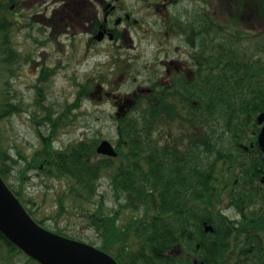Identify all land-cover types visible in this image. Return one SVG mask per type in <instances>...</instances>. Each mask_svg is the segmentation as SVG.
Masks as SVG:
<instances>
[{
	"label": "flooded vegetation",
	"instance_id": "flooded-vegetation-1",
	"mask_svg": "<svg viewBox=\"0 0 264 264\" xmlns=\"http://www.w3.org/2000/svg\"><path fill=\"white\" fill-rule=\"evenodd\" d=\"M125 2L2 0L0 119L19 118L34 131L31 154L49 147L46 152L51 157L54 151L85 140L93 142L96 151L103 138L84 133L70 143H61L71 120H76V111L86 114L83 104L95 99L110 106L106 116L113 121L111 142L116 152L111 158L118 164L122 158L118 153L119 122L143 113L148 121L143 166L149 182L156 175L165 181L170 167L180 169L177 180L183 176L184 181L191 182V193L182 196L190 199L187 205L192 218L184 228L191 230L195 241L193 252L187 253L193 264L202 260L264 264V154L257 141L263 123L256 122L242 139L226 123L245 116L236 114L235 105L247 87L257 86L259 101L264 85L260 47L263 3L153 0L144 2V7L137 1L138 8L132 2L131 8ZM181 3L184 8L178 12ZM150 16L151 26L165 29L166 44L173 39L179 42L175 48L164 47L162 41L157 44L161 53L158 65L141 61L139 45L146 33H132ZM220 40L225 41L223 49L215 48ZM105 42L111 50L109 72L87 77L84 70L83 81L79 76L72 79V101H51L48 88L56 76L65 78L70 57L79 55L85 62L99 53ZM253 42L256 48L251 50ZM14 82H19L21 92ZM20 143L11 141L2 146L6 152H22ZM41 168L42 164L34 172L38 178H43ZM238 181L249 182L245 192L237 191ZM221 185L224 187L219 188ZM149 192L154 193L151 187ZM149 208L153 211L151 204ZM212 232L215 235H210ZM222 239L225 256L215 258L209 243L222 244ZM0 264L22 261L0 260Z\"/></svg>",
	"mask_w": 264,
	"mask_h": 264
},
{
	"label": "trees",
	"instance_id": "trees-1",
	"mask_svg": "<svg viewBox=\"0 0 264 264\" xmlns=\"http://www.w3.org/2000/svg\"><path fill=\"white\" fill-rule=\"evenodd\" d=\"M3 9L0 2V17ZM3 29L0 20V41ZM220 41L215 42L217 45L215 48L225 47V41ZM202 42L206 46L205 38ZM262 47L264 48V39ZM261 71L264 74V64ZM252 81H257L254 75ZM261 82H264V78ZM257 92V86L247 87L245 96L239 98L235 105L236 114L241 113L245 116L226 122L229 124V130L236 131L235 136L240 139L245 134L249 135L254 125V116L264 110V85L260 89L259 101ZM1 111L0 107V113ZM119 123L118 153L122 158L118 164L115 163V158L99 157L94 149L95 144L89 140L73 144L63 151H54L51 157L47 154L50 151L49 147L33 154H24L20 151L14 154L6 152L0 143V175L28 214L44 226L27 206V197H24L26 184L30 180L28 173L32 169L39 171L42 164L40 172L43 178L63 181V187L59 189L56 198L57 215L52 218L58 219L64 213H69L66 203L70 202L71 208L76 209L85 227L94 229L97 242L92 241L91 244L98 243L96 246L113 256L119 264H193L187 253L193 252L195 241L191 230L184 228L190 225L192 218L190 205H187L190 199L182 196L184 192L191 193L190 179L186 182L182 176L177 180L180 169L170 167L167 168L165 181L156 175L154 180L149 182L143 166L146 146L144 138L148 121L141 113L139 117ZM15 166L18 169L13 175L14 182L9 183L8 176ZM104 175L109 179L108 184L114 199L110 206L105 195L99 192L100 180ZM248 185V181H238L237 191L245 192ZM150 187L154 193L149 192ZM223 187L221 185L219 188ZM150 204L153 211L149 208ZM52 231L70 237L60 229ZM210 235H215V232ZM1 239L9 250L21 252L0 233ZM209 246L214 250L215 258H224L226 246L223 239L222 244L212 245L210 242ZM202 261L203 263L198 264L227 262V260Z\"/></svg>",
	"mask_w": 264,
	"mask_h": 264
},
{
	"label": "rangeland",
	"instance_id": "rangeland-1",
	"mask_svg": "<svg viewBox=\"0 0 264 264\" xmlns=\"http://www.w3.org/2000/svg\"><path fill=\"white\" fill-rule=\"evenodd\" d=\"M137 1L142 4L144 7V2L147 3L148 1L153 0H126V4L132 8V2H136L137 8L140 6L138 5ZM259 1V0H255ZM263 3V11H264V0H260ZM183 3L178 5L177 9L178 12L182 10ZM145 9L142 10L140 16L142 17V13ZM24 12V11H23ZM153 20V16H150L146 23L142 24L141 29L132 30L133 34H140L143 33L145 35L144 40L142 41V45L140 42V49L143 51V55L141 56V61H146V65L148 64H156L158 65V61L161 57V53L159 54V48H157V44L162 41V45H165L166 42L163 40V34L165 29H159L158 26H151L150 23ZM264 27V24H263ZM147 29V31H146ZM264 35V34H263ZM21 39V38H18ZM264 36L260 39L261 40V57H262V65L264 64V48L262 47V41ZM175 41V43H174ZM221 42V41H219ZM106 43V42H105ZM179 42L176 39L171 40L166 44V48H175L178 47ZM106 44H101L100 52L95 54L93 58L88 59L85 62L80 60V56L78 55L77 58L70 57L68 68L65 70L63 75L65 78L62 77V74L58 75L54 79L53 85L48 88L49 98L51 101L59 100L61 104H64L65 101L73 100V96L75 93V88L72 87V79L75 80L74 77L79 76V81H83L82 76L84 70H86L87 77L95 76L98 72H105L108 73L109 69L111 68L109 65V53L111 52L110 48H108ZM31 47V44H30ZM255 43L253 42L252 48L249 49L254 50ZM108 50L110 52H108ZM78 52V51H76ZM81 55V53L79 52ZM55 57H58L56 52H53ZM250 69V68H249ZM2 69L0 68V81H1V73ZM94 74V75H93ZM133 74L137 75L135 70L133 69ZM262 78H264V74L261 72ZM139 80V79H138ZM131 82V80H130ZM17 89L21 92L19 82H14ZM130 86V84H128ZM1 87V85H0ZM66 91V95L65 92ZM1 98V93H0ZM28 98H31V93L28 95ZM85 102V101H84ZM62 106V105H61ZM82 110H86L85 113H81L79 115V111H76V120H71L69 126L66 128L65 135L61 139V143H70L74 139L80 138L82 134H87V137H94V138H104L108 140H113L114 137V127L113 121L106 116V112L110 111V106L107 104H99L96 102L95 99H88L83 104ZM23 117V115H22ZM75 121V122H74ZM74 122V123H73ZM8 139V140H6ZM14 144L20 143V150L22 152L30 153V148L35 142L34 131L30 130L26 126V124H22L19 118L13 117L12 120L2 121L0 119V143L4 147H7V144L10 143ZM16 150H13L15 152ZM16 167V168H15ZM12 170L10 176H8L9 183L14 182L13 175L16 174L18 167L15 166ZM31 175L30 181L26 184L25 187V195L27 197V206L33 211L34 216L39 219L43 225L51 230L60 229L65 234L69 235L70 237H76L75 239H80L85 242L91 243L97 242V235L93 228L89 227L86 228L82 218L78 216V212L76 209L71 208V203L67 202L68 212L64 213L58 219L52 218V216L57 215V195L59 189L63 187V181H59L56 179H45V178H38L35 176L34 171L29 172ZM108 177L105 175L100 180L99 192L105 195V199L107 200L108 205H112L114 202L112 190L110 185L108 184ZM12 186H15L12 184ZM0 240V260H21L22 264H36L31 261V259L25 255L24 253H19L17 251L9 250L6 246V243ZM99 242V241H98ZM98 243L94 244L97 245Z\"/></svg>",
	"mask_w": 264,
	"mask_h": 264
},
{
	"label": "water",
	"instance_id": "water-1",
	"mask_svg": "<svg viewBox=\"0 0 264 264\" xmlns=\"http://www.w3.org/2000/svg\"><path fill=\"white\" fill-rule=\"evenodd\" d=\"M258 121H264V111L258 116ZM258 141L264 151V126ZM97 152L110 156L116 154L107 140L99 143ZM0 232L40 264H118L113 257L96 246L62 236L38 225L1 177Z\"/></svg>",
	"mask_w": 264,
	"mask_h": 264
}]
</instances>
